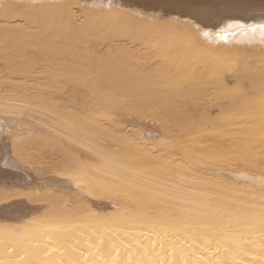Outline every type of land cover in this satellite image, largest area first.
I'll return each mask as SVG.
<instances>
[{
    "label": "bare ground",
    "instance_id": "6f19581e",
    "mask_svg": "<svg viewBox=\"0 0 264 264\" xmlns=\"http://www.w3.org/2000/svg\"><path fill=\"white\" fill-rule=\"evenodd\" d=\"M0 264H264V0H0Z\"/></svg>",
    "mask_w": 264,
    "mask_h": 264
}]
</instances>
